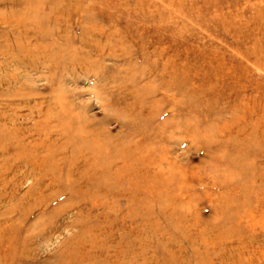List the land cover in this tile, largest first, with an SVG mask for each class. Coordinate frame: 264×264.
<instances>
[{
  "label": "rangeland",
  "instance_id": "374dc122",
  "mask_svg": "<svg viewBox=\"0 0 264 264\" xmlns=\"http://www.w3.org/2000/svg\"><path fill=\"white\" fill-rule=\"evenodd\" d=\"M4 85L63 96L76 124L123 136L104 153L135 144L107 164L154 158L162 185L145 202L113 180L80 197L63 169L59 197L0 202V264H113L99 245L123 264H264V0H0ZM89 199L135 230L83 228Z\"/></svg>",
  "mask_w": 264,
  "mask_h": 264
},
{
  "label": "bare ground",
  "instance_id": "6f19581e",
  "mask_svg": "<svg viewBox=\"0 0 264 264\" xmlns=\"http://www.w3.org/2000/svg\"><path fill=\"white\" fill-rule=\"evenodd\" d=\"M0 88V202H27L33 193L50 200L59 197L55 189L57 182L53 178L63 169L72 177L73 186L81 184L76 190L80 197L85 195V185L90 187L95 181L113 180L115 187L111 189L114 190L111 193L115 198L145 202L146 186L162 185L160 170L154 158H145L135 153L124 162L107 164L110 157L123 152L130 153L135 144L127 142L123 149L111 147L109 152L104 153L103 147L111 137L122 139L123 136H110L101 125L95 129L94 123L88 120L86 124H76L74 118L78 116L72 113L67 101L62 99L63 96L58 95L55 98L62 109L66 108L67 113L56 118L55 112L60 111V106L52 103L53 98L48 99L36 93L30 95L29 88L19 87L17 91L6 85ZM9 94L16 96V103L2 102V98ZM67 151L69 157L64 160L61 154ZM99 164H105L102 170L97 169ZM29 179L32 180L31 187L24 189L23 185ZM124 184L129 187H124ZM109 193L107 189L104 192ZM123 195H126L127 199L121 198ZM64 199L67 200V196ZM88 201L86 208H82L88 215L86 218L90 220L91 215H94L98 222L92 224L88 220L83 228L91 226L99 228L98 231L103 233L112 228L135 230L128 219L113 221V216L107 213L113 210L112 205H101L99 201L92 202L91 199ZM118 211L119 215L126 217L135 213L131 206ZM7 213L8 210L3 207L0 216ZM5 225L7 226L8 222L1 219L0 237ZM86 242H90V239L80 238L77 244L85 245ZM97 248L101 251L103 260H111L113 264L122 262L118 254L108 259L110 253L103 252L105 249H102L101 245Z\"/></svg>",
  "mask_w": 264,
  "mask_h": 264
}]
</instances>
